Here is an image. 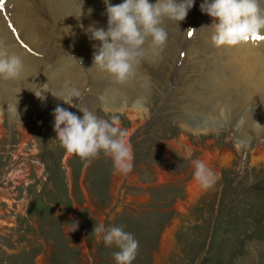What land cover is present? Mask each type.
Instances as JSON below:
<instances>
[{"label": "rangeland", "instance_id": "1", "mask_svg": "<svg viewBox=\"0 0 264 264\" xmlns=\"http://www.w3.org/2000/svg\"><path fill=\"white\" fill-rule=\"evenodd\" d=\"M122 2L109 0L112 5ZM203 2L194 0L179 24H164L169 53L159 68L144 59L138 66L141 80L156 88L147 121L119 116L134 154L130 173L113 174L112 161L102 152L86 167L54 141L56 133L46 122L33 123L31 138L6 121L0 137V264H116L114 254L120 249L92 234L101 223L138 241L132 264H249V259L264 264V160L254 164L264 157L261 149L240 153L220 132L189 133L187 139L180 125L186 117L183 104L202 101L206 76L224 58L211 42L214 21L201 12ZM36 6L35 12L19 4L1 10V23L36 57L57 63L66 54L91 80L78 47L61 26L48 21L54 18L46 0H36ZM188 29L197 31L189 36ZM250 41L264 44V39ZM90 85L76 105L109 119L111 114L95 104ZM70 112L83 118L78 107ZM224 154L231 156L228 162L222 160ZM195 159L205 161L219 179L191 198L198 184L193 179Z\"/></svg>", "mask_w": 264, "mask_h": 264}, {"label": "bare ground", "instance_id": "2", "mask_svg": "<svg viewBox=\"0 0 264 264\" xmlns=\"http://www.w3.org/2000/svg\"><path fill=\"white\" fill-rule=\"evenodd\" d=\"M101 1L82 0L81 8V0H46L54 18L48 21L56 22L61 26L65 37L70 39L73 46L78 47L80 58L85 61L88 69L91 68L88 70L91 80L82 74L79 66L66 54L61 56L62 59L57 63H50L47 57H36L19 41L11 37L7 27L1 23L3 18L0 12V44L5 46L10 54L21 55L25 63L24 72L19 79L0 78V137L5 134L7 120L11 122V127H15L26 137H31L33 123L36 121L46 122L54 129L53 113L59 103L67 106L69 111L73 108L65 104L62 98H65L74 88L83 95L85 93L83 89L90 83L92 85L88 90L95 96V104L100 106L104 113L111 116H126L133 122L140 121V124L148 120L152 114L151 105L156 87L155 84L141 80L142 69L137 67L138 76L135 75L124 84H117L107 72L93 67L94 53H98L101 44L91 39L88 29L95 27L107 30L106 9L103 8L104 4L102 5ZM155 2V0H149V3ZM211 2L212 0L209 3ZM10 4L24 6L29 12H35L37 9L36 0H10ZM101 5L103 9H100ZM89 8L93 9L91 15L88 14ZM168 21L165 20L164 24ZM164 24L162 26L165 28ZM65 28H69L70 31L67 32ZM256 42L249 41L233 47H220V54L224 55V58L219 59L206 76L207 79L203 82V91L200 94L202 101L196 104L188 101L189 104H183L182 113L186 117H182L183 120L180 119L182 121L180 125L185 138L188 139L189 133L197 136L221 133L234 143L233 147L240 153L249 152V150L258 152L257 150L261 149L260 154L264 156V128H262L264 127V44L262 41ZM168 47L169 45L165 49ZM165 49L159 56H154L145 45L144 60L154 63V67L159 68L158 65L164 62L163 55L169 53ZM191 54H193L192 50ZM35 92H42L44 99L37 98ZM190 95L191 92L186 94L187 97L183 100L187 101ZM164 97L165 95L163 100ZM79 100L80 98L78 100L74 98L72 103L76 104ZM16 105L19 119L14 112ZM86 107L83 105L81 108ZM26 142H28L27 139L23 141L24 145ZM230 158V155L224 154L222 160L228 162ZM262 160L264 157L258 156L254 159V164L259 165ZM131 180L138 183L136 176ZM200 189L199 184L194 185L190 197L194 198ZM250 260L249 264H252Z\"/></svg>", "mask_w": 264, "mask_h": 264}, {"label": "clouds", "instance_id": "3", "mask_svg": "<svg viewBox=\"0 0 264 264\" xmlns=\"http://www.w3.org/2000/svg\"><path fill=\"white\" fill-rule=\"evenodd\" d=\"M104 4L107 30L95 27L88 29L91 39L101 44L98 53H94L93 67L107 72L115 83L124 84L135 76L137 67L144 59L145 45L154 56H159L164 51L168 32L162 25L165 20L178 24L184 21L194 0H156L154 4L149 3V0H123L117 5L104 0ZM200 10L213 18L211 27H214V33L211 42L216 48L241 45L264 33V0H212L211 3L204 0ZM92 11L89 8L88 14L91 15ZM65 29L70 31L69 28ZM196 31L188 29L185 32L191 36ZM71 57L82 64V60ZM24 69V58L15 53L10 54L0 44V78L19 79ZM41 93L35 92V95L43 100ZM81 95L74 88L62 100L70 107H78L83 113L82 119L59 105L55 108L54 141H59L61 148L68 154L77 156L86 167L102 152L111 159L113 174L130 173L134 154L132 145L127 140V130L119 126V116L112 115L109 119H104L88 108L73 104V99L78 100ZM14 112L19 119L17 105ZM192 164L193 179L204 190L213 188L219 176L201 159L193 160ZM72 225L76 230L78 224ZM92 234L97 239H102L105 245L115 243L120 249L114 254L116 264H132L135 260L139 243L131 234L119 227L106 228L103 223L94 225Z\"/></svg>", "mask_w": 264, "mask_h": 264}, {"label": "snow or ice", "instance_id": "4", "mask_svg": "<svg viewBox=\"0 0 264 264\" xmlns=\"http://www.w3.org/2000/svg\"><path fill=\"white\" fill-rule=\"evenodd\" d=\"M3 3H4V0H0V6H2V5H3ZM9 27L11 28L12 26H11V25H9ZM13 31H15V29H13ZM254 39H257V40H259V39H264V37L257 36V37H254Z\"/></svg>", "mask_w": 264, "mask_h": 264}]
</instances>
